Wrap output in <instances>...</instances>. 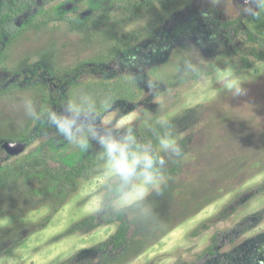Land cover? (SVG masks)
I'll return each instance as SVG.
<instances>
[{
    "label": "rangeland",
    "instance_id": "1",
    "mask_svg": "<svg viewBox=\"0 0 264 264\" xmlns=\"http://www.w3.org/2000/svg\"><path fill=\"white\" fill-rule=\"evenodd\" d=\"M16 2L22 12L0 41L1 143L24 142L40 120L24 114L23 97L47 106V78L88 62L107 74L81 77L67 100L88 92L110 101L109 118L133 123L145 112L166 114L184 152L168 160L163 193L149 197L157 219L135 221L114 258L95 247L118 225H83L105 183L96 147L79 152L56 132L34 140L0 168V264H63L83 251L82 264H264V193H255L264 183V60L244 36L220 30L237 20L264 38V12L246 13L251 0ZM8 9L0 0V15ZM185 59L197 70H186ZM226 62L246 94L233 97L217 83ZM24 73L34 77L26 83ZM137 131L155 141L143 124ZM46 159L61 169H44ZM87 161L99 164L68 181L64 169ZM214 241L217 255L201 257Z\"/></svg>",
    "mask_w": 264,
    "mask_h": 264
},
{
    "label": "clouds",
    "instance_id": "2",
    "mask_svg": "<svg viewBox=\"0 0 264 264\" xmlns=\"http://www.w3.org/2000/svg\"><path fill=\"white\" fill-rule=\"evenodd\" d=\"M251 3L253 7H246V13L258 16L264 12V0ZM192 56L198 58L199 54L193 51ZM184 68L197 70L191 59L184 60ZM216 80L233 97L246 94L242 77L230 63L217 70ZM22 106L27 117L44 120L71 148L85 153L96 147L105 183L94 195L90 211L124 213L136 222L154 223L157 213L149 197L163 193L168 182V160L181 158L184 152L176 126L166 114L145 112L135 123L128 118L115 120L106 115L108 99L97 100L85 91L70 97L59 110L47 106L37 110L30 97L22 98ZM140 124L155 141L139 137Z\"/></svg>",
    "mask_w": 264,
    "mask_h": 264
},
{
    "label": "trees",
    "instance_id": "3",
    "mask_svg": "<svg viewBox=\"0 0 264 264\" xmlns=\"http://www.w3.org/2000/svg\"><path fill=\"white\" fill-rule=\"evenodd\" d=\"M22 12L21 7L17 6L16 0H9V9L6 14L0 15V41L4 42V39L10 35L9 27L14 22V19L17 15ZM220 30L227 31L234 35L244 36L245 42L251 46L250 54L257 60H264V38H258L252 31L245 28L239 21H230L220 24ZM249 61H246V66L248 67ZM248 63V64H247ZM38 73V72H37ZM107 74L103 72L101 66L98 63H81L76 67L70 69L69 71L59 74L52 75L47 78L46 88H47V106L59 110L63 107L64 103L67 101V96L65 91L75 85L81 77L90 75V74ZM34 74V73H33ZM111 75V74H110ZM34 75L30 73L20 74L18 79L24 80L27 83V79L33 78ZM1 88V87H0ZM56 132L55 128L49 126L44 120H39L34 132L28 134L23 140L26 146L30 145L34 140L41 138L46 134ZM147 140L148 138H141ZM11 158V155L3 148V143L0 142V168ZM53 161L43 160L42 166L46 170L61 169L62 165H52ZM98 165L99 162L87 161L83 162L80 165L65 168V173L68 174V181H74L75 178L83 175L88 172L93 166ZM256 194L264 193V183L256 188ZM117 224V231L110 236L105 242H102L95 247L96 250H99L101 254L109 253L114 258H118L125 249L130 244L135 227V221L131 220L127 214H113L109 211L100 212L94 214L91 218L85 220L83 225H91L93 227H99L103 225ZM218 253L217 243L214 241L212 245L201 254V257L209 256L214 257ZM85 252L78 253L75 257L66 261L63 264H82Z\"/></svg>",
    "mask_w": 264,
    "mask_h": 264
},
{
    "label": "water",
    "instance_id": "4",
    "mask_svg": "<svg viewBox=\"0 0 264 264\" xmlns=\"http://www.w3.org/2000/svg\"><path fill=\"white\" fill-rule=\"evenodd\" d=\"M26 145L24 143H11L7 142L3 144V148L8 152L9 155L20 153L25 150Z\"/></svg>",
    "mask_w": 264,
    "mask_h": 264
}]
</instances>
